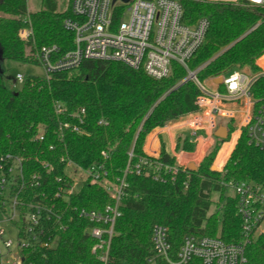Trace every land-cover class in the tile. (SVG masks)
<instances>
[{"label": "trees", "instance_id": "trees-1", "mask_svg": "<svg viewBox=\"0 0 264 264\" xmlns=\"http://www.w3.org/2000/svg\"><path fill=\"white\" fill-rule=\"evenodd\" d=\"M58 1L43 0L40 11L29 13L27 0H0V55L5 63L0 77V158L21 159L25 183L18 196L21 219L14 225L22 231L26 206L33 202L54 204L59 215L49 224L56 236L54 245L21 249L22 264H103L102 251H94L97 240L89 233L95 225L78 211L100 212L113 200L102 185L90 180L77 194L57 198L65 186L57 179L67 178L62 158L85 170L104 164L113 181L122 178L128 167L133 170L126 176L128 188L120 204L109 264H150L156 224L168 228L174 257L190 235L239 243L243 220L237 197L224 185L251 182L264 187V153L250 144L246 133L222 172L212 171V165L229 141L231 127L229 137L216 139L197 170H182L164 148L158 160L144 152L153 130L198 111L201 93L192 81H186L184 67L174 63L168 78L156 80L120 62L87 60L49 77L27 76L20 88L8 85L7 62L40 65L41 48L57 45L64 53L74 48V34L64 27L65 20L73 18L70 4L61 11ZM177 1L184 9V23L210 21L205 43L187 64L190 71L204 66L198 73L201 81L237 67L259 69L255 63L264 55V7L246 2ZM26 30L29 36L24 39ZM76 126L80 132L73 130ZM194 149V145L185 146L186 151ZM141 159L176 167L178 172L162 170L163 179L155 180L147 166L138 175L134 167ZM34 176L39 178L38 186L31 185ZM245 254L246 264H264V234L251 239ZM156 264L166 263L157 260ZM190 264L203 263L193 259Z\"/></svg>", "mask_w": 264, "mask_h": 264}, {"label": "built area", "instance_id": "built-area-1", "mask_svg": "<svg viewBox=\"0 0 264 264\" xmlns=\"http://www.w3.org/2000/svg\"><path fill=\"white\" fill-rule=\"evenodd\" d=\"M205 1L235 4L246 2L264 7V0ZM125 6H129V9ZM121 7L123 10L118 21L116 15ZM70 8L73 18L66 19L64 27L74 34V48L65 53L57 45L41 48L38 59L46 77L78 68L87 60H100L116 61L134 69H142L149 77L162 80L172 74L174 63L179 64L188 71L186 81H192L201 93L196 102L198 111L178 119L182 121V129L188 132L186 141L191 144L200 141L203 148L210 142L213 144L218 130L217 119H225L229 124L225 127L227 138L230 127L233 128L230 141L237 144L246 133L250 144L264 153V55L256 61L259 68L256 71L237 67L228 74L209 78L208 84H205L198 78L203 66L190 71L187 64L205 43L210 21L201 18L193 25L184 23V9L179 1L130 0L129 3H123L117 0L114 3L113 0H71ZM127 13L130 18L124 22L122 20ZM28 36L27 30L22 32L24 39ZM24 80L25 77L18 74L14 84H23ZM73 130L80 132L77 126ZM43 139L41 136L40 140ZM148 156L158 160L160 155ZM194 161L186 160L179 164L176 160L182 170L191 169L192 165L196 167ZM62 162L66 164L67 178L57 179L65 185L58 191L57 198H68L79 191L75 189L77 182L70 174V169L74 167V176L78 170L84 171L87 174L85 182L90 180L102 185L113 200V204L100 212L85 209L78 211L80 217L95 225L89 230L90 235L97 240L94 251H102L101 261L109 264L115 225L121 217L120 204L128 188L126 176L133 170L128 167L122 178L113 181L109 179L104 164L85 170L70 160L62 158ZM224 164L218 169L219 172L223 171ZM147 166L154 171L155 180L163 179L160 174L162 170L173 174L178 172L176 167L158 162L151 164L147 159H141L134 171L140 175ZM31 183L32 186H38L39 178L34 176ZM24 185L21 159L11 155L0 158V208L6 211L9 208L13 224L21 219L18 196ZM224 186L231 191V195L237 197V210L243 220L242 240L239 243H227L220 237L190 235L185 237L174 257L168 228L156 224L152 229L153 255L148 259L150 264H156L157 260L166 264H190L193 259H199L203 264L247 263V245L253 237L264 234V187L251 182ZM26 209L22 231L15 226L18 231L17 244L4 240L5 230L0 229L1 264H22L21 249L51 248L54 245L56 236L49 224L59 216L55 205L33 202Z\"/></svg>", "mask_w": 264, "mask_h": 264}, {"label": "rangeland", "instance_id": "rangeland-1", "mask_svg": "<svg viewBox=\"0 0 264 264\" xmlns=\"http://www.w3.org/2000/svg\"><path fill=\"white\" fill-rule=\"evenodd\" d=\"M70 2H71V0H59L58 4H59L60 10L61 11L68 10ZM42 3H43V0H27L29 13H35V12L40 11L43 7ZM125 8L129 9V6H125ZM129 18H130V14L127 13L123 17L122 21L127 22L129 20ZM6 69H7L6 77H7L8 85L14 84V79L16 78V76L18 74H21L24 77H27V76H45L44 68L41 65L19 64V63H14V62H7L6 63ZM203 82L205 84H208L207 82H209V80L206 79ZM21 85L22 84H19V83L15 84V86H17V88H20ZM216 124L217 125L223 124L225 126H229L228 122L225 121L224 119H217ZM219 133H220V135H223V129H221L219 131ZM232 151H231V153H232ZM227 152L224 155V159H222V161L220 163H218L219 158L217 160L215 159L212 167L215 166L216 172H219L218 169L224 164V162H227V161H225V157L227 156L226 160L229 159L231 153L230 152L227 153ZM201 162L202 161H200L199 164H196V167L200 166ZM74 170H75V168L72 167L70 169V174L73 175L75 181L77 182L75 189L79 190L81 188V186L84 184V182L87 178V174L82 170H78L77 175L74 176ZM215 197H217V195ZM216 202H217V200H216ZM220 203L221 204L223 203V201L221 199L218 200L219 205H221ZM10 215H11V213L9 211V208L7 209V211L0 208V229L5 230L4 240H11L14 244H17L18 231H17L15 225L11 222ZM0 246H2L1 239H0Z\"/></svg>", "mask_w": 264, "mask_h": 264}, {"label": "crops", "instance_id": "crops-1", "mask_svg": "<svg viewBox=\"0 0 264 264\" xmlns=\"http://www.w3.org/2000/svg\"><path fill=\"white\" fill-rule=\"evenodd\" d=\"M181 122H182L181 120H176L170 122L169 124H167L162 128H156L155 130H153L146 139L144 145V152L148 155H160L162 149L164 148L167 154L170 155L171 157H174L179 164L180 163L183 164V162H185L186 160H196L194 162H196V164H199L200 161H202L204 157L207 155V153L210 151L212 145L215 144L216 139L218 138L215 137L213 144L210 142L208 146H204V148L202 146L203 143L202 142L200 143V141L191 144L188 141H186L187 139H185L186 133L188 132H186L185 129H182ZM223 127L226 126L223 124L218 125V130H221ZM187 144L194 145L195 146L194 151L192 152L186 151L185 146ZM227 145L228 146L230 145V147H228V152L230 153L236 146L234 141L229 140L225 142L222 145L216 160L220 158L222 152L224 151ZM226 158L227 156L225 157V161H227Z\"/></svg>", "mask_w": 264, "mask_h": 264}, {"label": "water", "instance_id": "water-1", "mask_svg": "<svg viewBox=\"0 0 264 264\" xmlns=\"http://www.w3.org/2000/svg\"><path fill=\"white\" fill-rule=\"evenodd\" d=\"M114 3L117 1V0H113ZM123 3H129L130 0H121ZM204 67V66H203ZM5 74V63H4V60L2 58V56L0 55V77H3V75ZM223 129V135H220L219 131H217L216 133V137L218 139H221V140H225L227 138V135H228V131L225 127L222 128ZM191 169L192 170H196V167L194 165L191 166ZM212 171H216V168L215 166L212 167Z\"/></svg>", "mask_w": 264, "mask_h": 264}]
</instances>
